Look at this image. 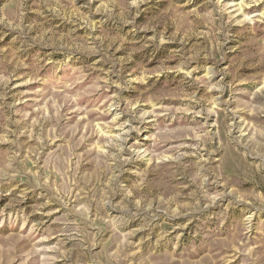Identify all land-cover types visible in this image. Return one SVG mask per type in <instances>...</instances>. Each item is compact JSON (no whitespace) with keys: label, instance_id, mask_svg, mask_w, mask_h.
Wrapping results in <instances>:
<instances>
[{"label":"rangeland","instance_id":"rangeland-1","mask_svg":"<svg viewBox=\"0 0 264 264\" xmlns=\"http://www.w3.org/2000/svg\"><path fill=\"white\" fill-rule=\"evenodd\" d=\"M161 13L166 23H156ZM117 69L131 74V86L101 89L124 83ZM145 87L148 98L157 97L158 155L121 168H154L158 187L149 200L201 205L189 213L192 223L161 218L157 233L170 231L179 251L201 230L203 247L188 264H264V211L256 212L264 208V184L228 179L264 158V0H0V264L103 260L100 245L89 250L88 234L100 235L91 224L123 213L96 203L105 194L100 182L107 184L99 159L105 128L117 111L103 115L108 101L100 93L130 100ZM64 127H74L75 136L59 135ZM212 145L223 147L210 173L199 156ZM237 150L252 158L238 160ZM45 159L47 167H33ZM181 171L190 184L174 183ZM129 175H117L112 190ZM110 234L106 224V240ZM129 239L136 244L140 235Z\"/></svg>","mask_w":264,"mask_h":264},{"label":"clouds","instance_id":"clouds-1","mask_svg":"<svg viewBox=\"0 0 264 264\" xmlns=\"http://www.w3.org/2000/svg\"><path fill=\"white\" fill-rule=\"evenodd\" d=\"M142 3H149V0H140ZM211 14L209 13V16ZM167 14L161 13L156 19V23H166ZM10 62V61H8ZM111 70V69H110ZM118 78L123 79L124 83L119 84L116 81L105 82L100 85L101 89H106L111 84H116L117 88H127L131 86V80L133 77L129 74L127 77L117 69L114 73ZM139 82L145 83L143 78H137ZM148 87L140 93L135 99L125 100L123 97L107 95L101 91L100 95L104 97V100L108 101L107 106L103 109V115L107 116L113 109H117L116 113L112 116V119L106 125L105 130L110 134L105 141L106 150L103 155L99 157L103 161L104 169L103 175L107 178V184L101 181L100 185L105 187V194L102 198H98L96 203L98 208H103L104 205L109 206V210L113 208H119L122 215H117L110 218L107 222L100 220V227H97L96 223H92L91 227L98 233L99 237L88 234L87 239L92 241L88 245L89 250L94 245L101 246L100 255L103 256V260H99L98 264H111L114 260H119L120 264H181L180 258H185L184 264H188L187 257L196 254L203 247L201 230L196 233L190 234L186 237V243L178 251L180 247L177 244L173 247V234L170 231L160 230L157 233L159 226V220L161 218L174 221L178 217L188 218L187 222L192 223L189 213L195 211L201 205L198 202L185 205L178 203L174 197H168L165 199L163 196L159 200L152 196V199H148V195L153 193V190L158 187L153 167H146L141 172H137L135 168L123 169L124 164H131L134 160H154L158 153L156 148L160 146L159 142L163 138L162 132L156 131L153 133V127L159 129V123L153 124L155 117L159 115L156 111V105L154 101L157 97L153 96L148 98ZM99 100V97H97ZM121 101H123V107H121ZM145 104L152 105L149 109H144L142 106ZM127 115V119L123 120L119 125L116 121L119 120L121 115ZM117 132H111V129L117 128ZM210 131V129H209ZM64 132H71L75 136V128H62L59 135H63ZM134 134V135H133ZM215 133L207 136V141L211 143ZM132 140V144H127L128 140ZM250 139H252L250 137ZM151 142L148 144V142ZM78 143V141H77ZM223 145H212L210 148H206L204 153H201L199 160L204 161L200 164V168H206L211 173L210 165L212 163V157L215 153L220 152ZM239 148V146H237ZM38 151V150H37ZM255 150L253 149V152ZM86 154H90V150L85 149ZM127 153V154H123ZM257 156L260 153H256ZM234 156L240 161H247L252 158V152L247 150L240 152L237 150L234 152ZM94 159L96 157H93ZM199 163V161H198ZM48 160L45 159L44 164H38L37 161H33V167H47ZM113 165L119 171H113ZM22 171H30V169L22 168ZM55 171V169H50ZM127 171L129 176L124 177V180L120 182V190H112V181L115 180L117 175L123 176V173ZM153 173V175H149ZM15 175V173H13ZM35 175V173H33ZM138 176V179L135 177ZM206 180L207 177H204ZM233 179L236 183L252 182L255 184H264V158H261L258 162L244 168V174L237 177H228ZM173 181L177 185L184 183L190 184L192 181L186 172H177L173 175ZM143 189L144 191H141ZM85 196L89 193L83 192ZM119 197V203L113 204L112 199ZM206 208L207 206H203ZM264 211V208L258 207L256 212ZM253 212L252 215H255ZM143 218V219H142ZM251 220V215L249 216ZM138 224L139 227L131 231H121V229H128L133 224ZM110 225L111 234L105 239V225ZM139 233L140 240L138 243L133 244L129 237L136 236ZM123 239H120V237ZM117 241H119L117 243ZM110 244H116L113 251H108ZM130 245L129 250H125V246ZM143 247V251H141ZM253 248L248 249L247 255H249L253 261L258 257L252 256Z\"/></svg>","mask_w":264,"mask_h":264}]
</instances>
